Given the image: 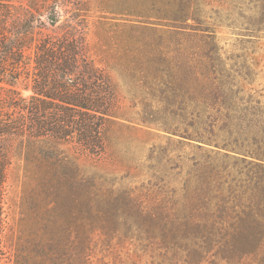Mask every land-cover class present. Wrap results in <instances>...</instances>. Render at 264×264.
<instances>
[{"label": "trees", "instance_id": "1", "mask_svg": "<svg viewBox=\"0 0 264 264\" xmlns=\"http://www.w3.org/2000/svg\"><path fill=\"white\" fill-rule=\"evenodd\" d=\"M86 1L0 0V264H89L92 241L114 230L106 225L107 210L91 204L94 183L77 166L103 150L115 105L111 78L92 56L81 24ZM167 3L170 19L189 18L187 3ZM18 86L30 94L23 96ZM230 118L200 113L187 134L202 139L205 128L228 133L223 123ZM258 122L257 130L244 131L251 143L216 145L215 154L232 159L237 174L193 175L180 201L164 209L157 201V210L141 206L137 222L145 230H166L189 258L210 253L214 264H264V114ZM15 161L23 164L28 186L34 179L36 195L21 200L31 207L20 201L10 213L4 184ZM24 236L37 238V262H31L33 249L22 247ZM169 245L165 240L161 247Z\"/></svg>", "mask_w": 264, "mask_h": 264}, {"label": "rangeland", "instance_id": "2", "mask_svg": "<svg viewBox=\"0 0 264 264\" xmlns=\"http://www.w3.org/2000/svg\"><path fill=\"white\" fill-rule=\"evenodd\" d=\"M167 1L84 5L81 24L87 26L92 56L115 89L103 150L77 165L79 175L94 183L88 189L91 204L107 210L106 225L114 229L92 241L89 264H214L210 253L189 258L166 230H145L134 213L141 206L157 210V201L162 209L180 201L193 175L235 173L232 159L215 154L216 145L249 144L244 131L263 125L258 119L264 114V0H181L190 13L185 22L169 18ZM18 88L23 96L30 94ZM219 112L231 115L223 123L228 133L205 128V138L187 134L193 131L191 118ZM24 174L15 161L4 184L10 213L18 212L23 198L36 195L34 179L28 186ZM158 217L164 219V213ZM23 240L22 247L34 251L31 262H37V238ZM165 240L170 245L162 248Z\"/></svg>", "mask_w": 264, "mask_h": 264}]
</instances>
